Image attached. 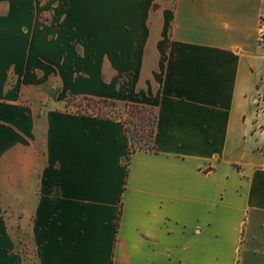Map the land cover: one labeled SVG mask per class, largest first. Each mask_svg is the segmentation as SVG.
Listing matches in <instances>:
<instances>
[{
	"label": "crops",
	"instance_id": "crops-1",
	"mask_svg": "<svg viewBox=\"0 0 264 264\" xmlns=\"http://www.w3.org/2000/svg\"><path fill=\"white\" fill-rule=\"evenodd\" d=\"M261 18L264 0H0V264H264ZM66 95L154 106L153 149Z\"/></svg>",
	"mask_w": 264,
	"mask_h": 264
},
{
	"label": "trees",
	"instance_id": "trees-1",
	"mask_svg": "<svg viewBox=\"0 0 264 264\" xmlns=\"http://www.w3.org/2000/svg\"><path fill=\"white\" fill-rule=\"evenodd\" d=\"M83 99L88 100L89 102H96V103H103V104H113L114 101L106 100V99H95L91 97H83ZM115 103V102H114ZM128 104V103H127ZM129 106H131L132 110H129L128 115L131 116L133 114H137V119H143V115L141 116L140 111L136 110L133 111L134 108H140L147 110H152L153 106L151 105H145L141 104L137 101H131L129 102ZM153 111V110H152ZM84 115H91V116H97V117H105V118H114V116H111L110 114H107L106 112L99 111L96 114H89L85 113ZM148 117V116H146ZM152 117V119H151ZM151 117L148 122L147 127L144 125H139L138 122L129 121L127 117L124 119L120 118V121L125 126V129L129 133V147H128V154L138 151V150H152L153 149V139L155 136V124H156V113L151 112ZM149 118V117H148ZM131 126V127H130Z\"/></svg>",
	"mask_w": 264,
	"mask_h": 264
},
{
	"label": "rangeland",
	"instance_id": "rangeland-1",
	"mask_svg": "<svg viewBox=\"0 0 264 264\" xmlns=\"http://www.w3.org/2000/svg\"><path fill=\"white\" fill-rule=\"evenodd\" d=\"M124 80V79H123ZM126 81V80H124ZM125 83V82H124ZM123 83V84H124ZM124 87L127 88L126 85ZM128 103V104H127ZM127 103H117L113 102V104H103V103H96V102H89L86 99H83V97H77V96H72V95H66L65 97L61 98L59 105L61 108H65L66 110H71L80 114H96L99 111L101 112H106L107 114H110L111 116H114V118H121L124 119L125 117L128 118L129 121H134L138 122L139 125H144L147 127L148 122L151 120V112L156 113L155 107L153 106L152 110H145V109H140V108H134L133 111H140L141 116L143 115V119H137V114H133L131 116L128 115L129 110L131 109V106H129V102ZM148 116V117H146ZM152 119V117H151ZM131 127V126H130ZM129 134V133H128ZM130 139V137H129ZM261 244V242H259Z\"/></svg>",
	"mask_w": 264,
	"mask_h": 264
},
{
	"label": "built area",
	"instance_id": "built-area-1",
	"mask_svg": "<svg viewBox=\"0 0 264 264\" xmlns=\"http://www.w3.org/2000/svg\"><path fill=\"white\" fill-rule=\"evenodd\" d=\"M263 38H264V18H261L259 31H258V39L261 41ZM259 109H261V111L264 113V110L262 108Z\"/></svg>",
	"mask_w": 264,
	"mask_h": 264
}]
</instances>
